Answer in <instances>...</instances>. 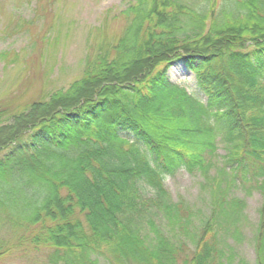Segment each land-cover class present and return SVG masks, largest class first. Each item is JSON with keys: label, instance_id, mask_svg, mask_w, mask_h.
Masks as SVG:
<instances>
[{"label": "trees", "instance_id": "trees-1", "mask_svg": "<svg viewBox=\"0 0 264 264\" xmlns=\"http://www.w3.org/2000/svg\"><path fill=\"white\" fill-rule=\"evenodd\" d=\"M129 13L141 18L116 60L99 55L24 113L0 110V211L36 228L50 264H236L235 193L264 182V0H137ZM177 63L205 101L173 82ZM217 130L233 145L223 156ZM181 168L205 177L208 209L173 200L165 181ZM253 236L264 264V206Z\"/></svg>", "mask_w": 264, "mask_h": 264}, {"label": "rangeland", "instance_id": "rangeland-1", "mask_svg": "<svg viewBox=\"0 0 264 264\" xmlns=\"http://www.w3.org/2000/svg\"><path fill=\"white\" fill-rule=\"evenodd\" d=\"M136 2L0 0V110H9L10 115L24 113L32 103L67 90L99 55L106 56L109 62L116 60L115 48L131 23L141 18L125 15ZM171 77L181 89L206 100L195 74L182 64L173 66ZM217 131L215 144L223 156L233 145L223 131ZM182 135L188 144L196 138ZM212 175L216 177L217 172L213 170ZM204 180L202 174L192 175L181 168L167 177L165 185L174 201L185 200L206 210L212 205V194L208 187L202 189ZM263 185L260 180V188L251 195L247 189L235 193L246 202V218L241 223L244 240L234 249L236 264L240 260L256 264L253 233H257L264 206ZM226 186L224 180L223 188ZM13 222L0 211V264H50L51 248L35 242L36 228Z\"/></svg>", "mask_w": 264, "mask_h": 264}, {"label": "bare ground", "instance_id": "bare-ground-1", "mask_svg": "<svg viewBox=\"0 0 264 264\" xmlns=\"http://www.w3.org/2000/svg\"><path fill=\"white\" fill-rule=\"evenodd\" d=\"M184 67V66H183ZM186 69V68H185Z\"/></svg>", "mask_w": 264, "mask_h": 264}]
</instances>
